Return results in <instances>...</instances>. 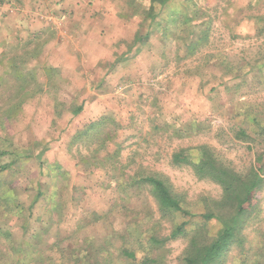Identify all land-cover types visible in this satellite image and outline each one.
I'll use <instances>...</instances> for the list:
<instances>
[{
  "label": "rangeland",
  "instance_id": "374dc122",
  "mask_svg": "<svg viewBox=\"0 0 264 264\" xmlns=\"http://www.w3.org/2000/svg\"><path fill=\"white\" fill-rule=\"evenodd\" d=\"M254 1L197 0L198 5L217 8L210 11L213 24L209 44L192 57L185 56L186 50L181 51V59L174 54L167 55L166 65L157 69L161 71L156 87L144 80L141 84L134 82L124 96L115 93L110 96L111 106L89 108L92 115L98 116L104 108H118H112L116 99H122L120 104L127 105L118 109L123 118L130 120L124 121L119 116L122 128L107 148L114 151L121 144L120 163L106 176L97 171L90 177L78 169L77 162L90 152L82 143L71 147L70 126L75 120L71 118L70 122V108H47L46 94L40 97L43 101L32 103L31 100L19 110L17 118L6 129L7 135L0 129V135L8 136L18 147L28 145L39 151L49 146L46 151L49 163L58 161L68 172L61 181L58 168L51 170L49 163H45L48 173L41 175L38 161L31 159L20 163L21 169L16 175H4L6 184L16 179L23 213H10L0 207V264H142L122 254L124 247H134V236L128 237L133 231L132 224L138 222L139 229L153 227L166 236L172 231V222L160 215L146 187L124 191L116 186L114 177L124 182L133 175L160 172L194 205L203 198H219L222 189L208 179L199 178L191 167L174 165L172 155L176 150L207 144L240 172L254 165L260 137L250 129L251 137L256 140L243 141L234 132L241 126L249 128V118L253 116L264 119V77L260 68L264 63V21H260L264 0ZM251 14L257 19L256 16V20L249 18ZM254 23L260 25L255 28ZM166 49L174 52L170 42ZM206 54L224 55L225 66L209 63ZM41 61L31 64L41 65ZM189 68L193 73L188 75ZM227 69L229 73L224 75ZM118 91L123 93L122 88ZM7 94L5 90L4 98H0V110L9 102ZM63 94L60 87L55 88L54 96ZM126 97L130 101L123 100ZM51 111L59 116H53ZM79 120L77 129L83 126V119ZM4 138L0 139L1 150L10 148ZM9 156L1 155L0 162L10 160ZM112 177L114 184L106 187ZM31 178L40 181L44 190L38 201L35 182L33 187L29 184ZM66 182L63 210L49 212L48 208H53L52 192ZM73 185L83 189L72 192ZM245 225V250L232 249L226 264H240L259 250L260 262L264 264V190ZM6 231L11 233H3ZM187 243L186 237L168 241L159 253L153 251L152 256L158 258L155 264H183ZM140 249L136 247L139 259L144 253Z\"/></svg>",
  "mask_w": 264,
  "mask_h": 264
},
{
  "label": "trees",
  "instance_id": "16d2710c",
  "mask_svg": "<svg viewBox=\"0 0 264 264\" xmlns=\"http://www.w3.org/2000/svg\"><path fill=\"white\" fill-rule=\"evenodd\" d=\"M128 3L133 9L132 17L141 20L142 23L155 21L159 17L161 18L168 9L174 8L176 13L170 14V17L177 21L176 24L173 23L177 34L176 38L181 40V45L186 48V57L198 54L210 42L213 24V15L210 11L217 8L211 9L210 6L198 5L195 0H128ZM255 16L251 14L248 17L254 20ZM261 20L264 21V15L260 17ZM259 25L254 23L255 28ZM40 52V43L31 45L30 42H27L20 46H10L7 51L0 53V64L11 70L7 76L0 75V88L4 86V91L7 90L9 93L6 96L9 102L3 110H0V129L5 135H7L8 125L17 118L16 116L24 104L30 98L44 92V88L38 83L36 69L27 67L32 59L39 57ZM206 58L209 63L213 61V65L224 67L223 60L227 57L222 54H206ZM260 68L264 77V63L260 65ZM228 73L229 69L226 73L223 72L224 75ZM55 76L56 74H52L50 79ZM4 91L0 94V98H4ZM5 102L7 101L5 100ZM82 109L83 106H76L72 107L70 111L73 115H77L82 112ZM249 119V128L241 126L237 131L232 130L236 132L237 139L253 141L256 139L252 138L249 133L250 129H253L252 132L256 133V137H260L261 140L254 165L244 172L236 170L207 144L181 147L172 155L174 165H187L199 178L208 179L218 184L222 189L219 198H203L202 201H199L201 203L193 205L175 189L170 179L160 172L133 175L130 180L124 182L114 177L117 181L116 186L124 191L136 186L138 188L146 187L154 198L160 215L171 220L173 226L170 234L165 236L157 233L153 227L139 229L140 224L134 222L130 228L133 231L128 234L129 238L134 236L132 243L134 247L122 249V254L126 258L134 263L138 261L142 264H155L158 258L152 256L153 251L159 253L168 241L179 237L188 239L182 255L183 264H226L232 249L236 248L241 252L245 250V224L250 220L251 211L257 207L259 196L264 190V119L254 116ZM120 128H122V123L119 120L111 115H105L98 121L87 124L83 129H78L70 142L71 147L74 144L82 143L90 152L77 162L78 169L87 172L86 175L90 177H93L97 171L101 176H106L108 171L116 170L120 163L121 144H118V148L114 151L107 148L118 137ZM181 131L182 128L180 133H182ZM2 137H5L4 140L10 143V148L0 149V156L10 155V160L0 162V207H4L10 213L22 214L23 205L19 202L17 186H15L16 179L13 178L10 184H6L3 181L5 180L4 175H16L21 169L20 163L31 159L38 161L41 175L48 173L44 166L45 163H49V158L46 156L48 147L36 151L37 148L33 149L28 145L16 146V143L12 142L8 136L0 135V139ZM102 153L103 155H101ZM57 162H51L48 166L52 168L51 170L58 168L60 171L58 175L62 174L60 176L62 181L64 180L63 175L68 172ZM37 181L32 179L29 184L33 187L35 182L36 200L38 201L43 196L44 190L41 182ZM113 181L112 177L106 187L113 185ZM66 187H68V182L62 186L57 185L55 192H52L50 199L53 200L51 202L53 208H48L49 212L63 210L65 206L63 196ZM82 189V186H72V192ZM3 233L8 235L11 232ZM136 247H142L140 250L144 252L140 259L137 257ZM261 253L259 250L251 258L242 260L240 264H261Z\"/></svg>",
  "mask_w": 264,
  "mask_h": 264
},
{
  "label": "crops",
  "instance_id": "0c3cea01",
  "mask_svg": "<svg viewBox=\"0 0 264 264\" xmlns=\"http://www.w3.org/2000/svg\"><path fill=\"white\" fill-rule=\"evenodd\" d=\"M132 10L128 0H0V53L27 42L41 44L39 57L31 60L39 63L42 59L41 65L30 62L27 67L36 69L44 92L27 102L43 101L40 97L46 94L47 108L83 106L79 114L70 113V119L75 120L70 126L71 140L79 118L83 119L81 129L105 115L120 121L119 109L127 105L115 98L112 108L119 109L104 108L98 116L89 108L111 106L110 96H124L134 82L141 84L144 80L156 87L161 71L157 69L166 65L167 55L182 58L181 51L186 48L176 38L177 21L170 17L176 13L174 8L155 21L143 23L132 17ZM167 42L174 46L173 53L166 49ZM159 59L161 63H157ZM187 71L188 75L193 73L190 68ZM10 73V68L0 64V75ZM52 74L56 76L50 79ZM56 87L64 92L62 96H54ZM123 100L130 101L127 97ZM51 114L59 116L55 111Z\"/></svg>",
  "mask_w": 264,
  "mask_h": 264
}]
</instances>
